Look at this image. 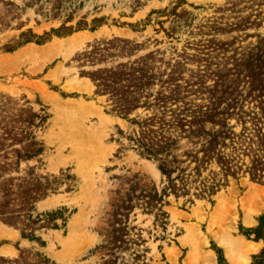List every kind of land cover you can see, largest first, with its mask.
Masks as SVG:
<instances>
[{
  "label": "rangeland",
  "instance_id": "374dc122",
  "mask_svg": "<svg viewBox=\"0 0 264 264\" xmlns=\"http://www.w3.org/2000/svg\"><path fill=\"white\" fill-rule=\"evenodd\" d=\"M28 31L44 42L15 48ZM1 96L36 145L1 147L0 222L24 241L0 264L264 261V182L188 196L158 164L264 114V0H0Z\"/></svg>",
  "mask_w": 264,
  "mask_h": 264
},
{
  "label": "trees",
  "instance_id": "16d2710c",
  "mask_svg": "<svg viewBox=\"0 0 264 264\" xmlns=\"http://www.w3.org/2000/svg\"><path fill=\"white\" fill-rule=\"evenodd\" d=\"M31 42L42 44L44 41L28 31L21 35V41L15 48ZM11 50L12 48L8 51ZM34 117L31 108H21L12 98L1 96L0 152L1 147H5L12 148L11 151L18 154L36 145L27 136L25 128L28 121L29 125L34 121ZM232 119L236 120V125L212 130L203 139H200L201 134H197L195 130H187L188 136L195 132L196 142L186 138L188 146L183 152L158 158L159 167L171 192H182L189 196L193 190L196 197L212 198L229 184V178L237 179L240 174L248 175L253 181L264 182V114L243 116L237 112L232 115ZM240 125L242 128L237 131ZM3 159L0 171L11 166L8 157ZM150 193L147 206L160 212L158 217L162 220L161 224H164L166 214L156 208L159 204L156 193L153 190ZM263 229L264 222L254 230L258 239L261 238ZM16 263V260H9L7 264ZM45 263L47 261L43 260L39 264ZM263 263L262 256L254 258L253 264Z\"/></svg>",
  "mask_w": 264,
  "mask_h": 264
},
{
  "label": "crops",
  "instance_id": "0c3cea01",
  "mask_svg": "<svg viewBox=\"0 0 264 264\" xmlns=\"http://www.w3.org/2000/svg\"><path fill=\"white\" fill-rule=\"evenodd\" d=\"M23 241L24 240L17 230L0 222V255H15L17 253V248L12 246V242H16L20 246Z\"/></svg>",
  "mask_w": 264,
  "mask_h": 264
},
{
  "label": "bare ground",
  "instance_id": "6f19581e",
  "mask_svg": "<svg viewBox=\"0 0 264 264\" xmlns=\"http://www.w3.org/2000/svg\"><path fill=\"white\" fill-rule=\"evenodd\" d=\"M78 41H79V39H76V40H75V42H78ZM71 45H72V44H71Z\"/></svg>",
  "mask_w": 264,
  "mask_h": 264
}]
</instances>
